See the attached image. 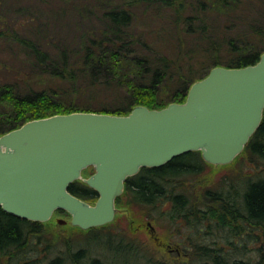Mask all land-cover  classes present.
<instances>
[{
  "label": "trees",
  "instance_id": "1",
  "mask_svg": "<svg viewBox=\"0 0 264 264\" xmlns=\"http://www.w3.org/2000/svg\"><path fill=\"white\" fill-rule=\"evenodd\" d=\"M249 6L264 8V0H0V137L28 121L56 114L127 115L136 106L162 109L184 103L191 86L213 68H244L259 62L264 53V12H256L245 28L236 24ZM149 17L167 21L152 30L155 37L166 30L178 37L172 57L157 50L147 30L136 27ZM224 17L230 25H225ZM201 53L213 58L194 65ZM5 55L10 61L1 58ZM165 88L169 89L163 96ZM105 90L115 96L104 95ZM244 152L264 160V116ZM206 165L200 152H190L161 167L143 168L128 178L117 205L124 197L144 207L170 202L171 217L192 221L199 212L206 216L208 211L192 203V197L174 189ZM91 173L92 169L85 171V176ZM69 192L89 203L99 197L82 181L71 184ZM203 199L214 204L210 211L221 227L242 219L246 227L264 231V176L246 177L228 191L209 189ZM40 225L0 206V251L38 242ZM221 252L204 251V264H227L230 259ZM83 257L79 251L48 264H85ZM86 264L111 263L94 258ZM247 264H264V255Z\"/></svg>",
  "mask_w": 264,
  "mask_h": 264
},
{
  "label": "water",
  "instance_id": "2",
  "mask_svg": "<svg viewBox=\"0 0 264 264\" xmlns=\"http://www.w3.org/2000/svg\"><path fill=\"white\" fill-rule=\"evenodd\" d=\"M263 116L264 53L255 65L213 68L191 86L184 103L136 106L127 115L73 112L28 121L0 137V206L32 222L64 211L83 230L105 226L115 218L128 178L190 152H201L209 164H229ZM89 167L95 173L83 179ZM81 179L98 192L94 205L69 192Z\"/></svg>",
  "mask_w": 264,
  "mask_h": 264
},
{
  "label": "rangeland",
  "instance_id": "3",
  "mask_svg": "<svg viewBox=\"0 0 264 264\" xmlns=\"http://www.w3.org/2000/svg\"><path fill=\"white\" fill-rule=\"evenodd\" d=\"M245 11L246 14L238 18L239 23L236 22L241 28L247 27V22L255 17L256 12L261 11L263 14L264 8L259 6L255 10L249 6ZM224 22L225 25L231 24L227 17H224ZM165 23L167 21L161 18L149 17L142 23L139 21L136 27L147 30L149 39L156 43L157 50L172 57L176 54L178 37L167 30L160 37H155L154 32L152 33L153 29L159 30ZM169 28L171 27L167 26ZM185 39L190 40L187 36ZM1 58L10 61L7 55ZM206 58L210 62L213 56L197 54L193 64L199 65ZM10 75L1 76L5 80L13 79V75ZM23 84L26 85L24 82ZM168 89L165 88L163 96ZM104 95L114 97L115 92L105 90ZM261 176H264V160L251 159L247 152L240 154L229 165L207 164L200 174L174 188L192 197V203H197L198 208L208 211L206 216L199 212L196 215L199 218L194 216L192 221L171 217L170 202L144 207L131 204L125 197L122 204L117 205L116 218L112 223L90 231L72 226L71 218L66 213L57 212L49 222L41 223L38 242L28 241L21 247L12 248L8 253L0 251V264H48L57 257L68 258L79 251H83L85 264L94 258L111 264H204V251L212 254L222 251L230 259L227 264H234L236 261L254 263L261 254L264 255V231L252 226L246 227L248 225L242 219L236 223L230 220L228 226L221 227L210 211L214 204H205L203 196L209 189L228 191L234 184L240 186L246 177L255 179ZM59 218L67 220L68 224L59 225Z\"/></svg>",
  "mask_w": 264,
  "mask_h": 264
},
{
  "label": "bare ground",
  "instance_id": "4",
  "mask_svg": "<svg viewBox=\"0 0 264 264\" xmlns=\"http://www.w3.org/2000/svg\"><path fill=\"white\" fill-rule=\"evenodd\" d=\"M125 253V252H124ZM127 253V252H126Z\"/></svg>",
  "mask_w": 264,
  "mask_h": 264
}]
</instances>
